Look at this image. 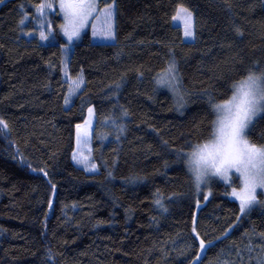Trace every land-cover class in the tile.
<instances>
[{"label": "trees", "instance_id": "1", "mask_svg": "<svg viewBox=\"0 0 264 264\" xmlns=\"http://www.w3.org/2000/svg\"><path fill=\"white\" fill-rule=\"evenodd\" d=\"M39 2L0 3V118L8 123L0 128V264H191L199 253L193 226L214 242L203 264H261L264 206L240 214L231 198L238 178L197 192L183 155L214 130L209 100L226 98L232 82L264 66V0H117L116 42L95 44L88 32L68 50L67 77L63 19L49 11L51 31L41 40L32 7ZM179 5L196 19L193 42L172 19ZM172 54L190 93L180 110L155 83ZM89 107L94 174L73 162L76 125ZM256 121L250 141L264 132V118Z\"/></svg>", "mask_w": 264, "mask_h": 264}, {"label": "snow or ice", "instance_id": "2", "mask_svg": "<svg viewBox=\"0 0 264 264\" xmlns=\"http://www.w3.org/2000/svg\"><path fill=\"white\" fill-rule=\"evenodd\" d=\"M0 3H3V0H0ZM32 7L35 8L33 19L40 28V39L47 40L48 34L44 29L48 28L50 32L52 27L48 12L54 10L57 5L53 0H41ZM58 8L64 18V23L60 25V31L67 37L68 41L67 44L63 45L64 60L61 61L67 77L68 50L74 45V41L81 38V32L88 25L90 18L100 21V27H97L96 24L91 26L93 39L102 41H114L116 39L114 17L117 10V0H58ZM21 10L23 11V5H21ZM27 19L28 14L23 11L19 24L24 25ZM172 19L182 22L185 38L191 41L196 40L198 25L189 8L179 5ZM236 32L240 35L243 34L238 27ZM27 34L32 35L31 32ZM83 83L81 71L80 75L72 80L74 87H69V95L78 91ZM155 83L157 88L166 87L172 93L177 110L183 109L188 103L190 93L183 84L174 54L170 55L167 67L161 73H157ZM116 87L119 88L120 85L117 84ZM68 102V98L65 97V104ZM209 103L216 113V119L212 122L214 130L206 142L196 144L192 151L183 155V159L197 192L200 191L202 184L207 185L208 177L218 176L227 181L229 174L235 170V173L239 174L238 179L242 183V188L240 193H237L236 188H233L232 194L236 195L240 201V214L246 215L251 212L255 205L264 206V199H257L256 191L258 188L264 190V132H261L258 141H250L248 138V135L256 130L259 123V121L254 123L256 117L264 118V66L260 67L259 70L249 69L244 76L231 83L230 94L226 98L219 102H216L215 98H211ZM87 111L88 118L84 124L76 125V142L78 145L81 143L88 144L91 136L94 108L89 107ZM127 115V110L122 109L120 118L122 119ZM109 119H111L112 125L118 130V133L124 131V125L118 123L116 118L110 117ZM0 128H8V123L2 118H0ZM117 139H119V135H117ZM180 152L183 153V150L181 149ZM73 159L83 164L86 170L92 171L97 167L95 163L89 161V157L85 156L83 152H80L79 155L73 152ZM54 188L55 185H53ZM261 195H264V191ZM207 198L205 195L204 199L207 200ZM155 203L165 211L167 210L159 196ZM197 206H199V200H197ZM49 207H51V202H49ZM193 224L195 225V221ZM230 230L228 229V231ZM192 231L196 233L198 239L199 253L195 254L191 264H203L202 254L209 251L214 242L200 238L195 226H193ZM224 235H227V231ZM259 235L264 238V233H259ZM249 250L251 251V245ZM222 264H227V261H223ZM261 264H264V260L261 261Z\"/></svg>", "mask_w": 264, "mask_h": 264}, {"label": "rangeland", "instance_id": "3", "mask_svg": "<svg viewBox=\"0 0 264 264\" xmlns=\"http://www.w3.org/2000/svg\"><path fill=\"white\" fill-rule=\"evenodd\" d=\"M53 2H54V0H53ZM56 5H57L56 9L59 10V8H58V0H57V4H56ZM101 7H103L102 4H101ZM48 13H49V12H48ZM59 13H60V12H59ZM115 15H116V13H115ZM60 16H61V18L63 19V23H64V18H63V15H62L61 13H60ZM114 21H115V17H114ZM93 24H96L97 27H100V21H95V20H92V19L90 18L89 21H88V25H87V26L82 30V32H81V38H80L78 41H74V44L77 43V42H79V41H81V40L83 39V37H84L88 32L91 33V39H92V42L95 43V44H114V43L116 42V39H115L114 41H102V40H99V39H93V37H92V27H91ZM174 24L180 26V27L183 29L182 22H180V21H174ZM115 30H116V25H115ZM61 34H62V38L68 43V41H67V37H65V36L63 35L62 32H61ZM184 41H185V42H193V41H191V40H189V39H187V38H185V37H184ZM71 84H72V83H71ZM72 86H73V85H72ZM73 87H74V86H73ZM80 89H81V87H80ZM80 89H79V90H80ZM79 90H78V91H79ZM78 91H75L73 94H71V97H74V96L77 94ZM259 117H260V116L256 117L255 121H256ZM87 118H88V115H87ZM255 121H254V122H255ZM91 123H92V128H91V136H90V138H89V143L86 144V145L83 144V143H81V144L78 145L77 142H76V146H75V151H74V152H76L77 155H79L80 152H83L85 156H88V157H89V161H90V162L95 163L94 160H93V149H92V136H93V130H94V124H95V119H94V117H93ZM83 124H84V123H83ZM83 124H81V125H83ZM246 131H247V130H246ZM73 162L75 163L76 166L82 168L83 170H85V171H86L87 173H89V174H94V173H97V172H98L97 167H96L95 170L89 171V170H86V169H85V167H84L83 164L78 163L77 160H74V159H73ZM95 164H96V163H95ZM96 166H97V165H96ZM238 176H239V174H238V173H235V170H233L232 173L229 174V179H228L227 181L223 180L222 178H220V177H218V176H210V177H208V183H207V185L202 184L200 190H204V189H206L211 183H213V182L216 181V180H219V181L223 182L224 184H226V185H228V186H229V185H232L234 179H235V178H238ZM239 181H240V180H239ZM240 184H241V187H240L239 189H236V190H237V193H240V190H241V188H242V183L240 182ZM256 191H257V199H259V196L261 195L262 191H264V190H261V189L258 188ZM206 195H207L208 198H210V194H209V190H208V189L206 190ZM231 198H232L234 201H236L238 204H240V201H239V199H238V197H237L236 195L231 194ZM255 206H256V205H255ZM255 206H254V207H255ZM254 207H253V208H254ZM253 208H252V209H253ZM243 216H244V215H243Z\"/></svg>", "mask_w": 264, "mask_h": 264}]
</instances>
